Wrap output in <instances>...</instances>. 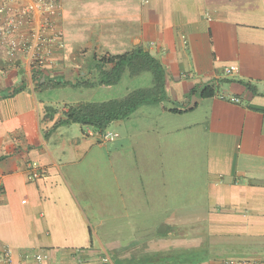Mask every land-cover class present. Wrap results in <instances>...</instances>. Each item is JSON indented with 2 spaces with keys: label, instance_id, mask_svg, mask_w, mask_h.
Segmentation results:
<instances>
[{
  "label": "crops",
  "instance_id": "0c3cea01",
  "mask_svg": "<svg viewBox=\"0 0 264 264\" xmlns=\"http://www.w3.org/2000/svg\"><path fill=\"white\" fill-rule=\"evenodd\" d=\"M58 1L65 46L45 80L0 56V264L263 258L264 0ZM136 50L162 66L160 101L111 123V142L54 127L70 105L114 99L88 96L152 88L150 72L97 83L101 59Z\"/></svg>",
  "mask_w": 264,
  "mask_h": 264
},
{
  "label": "built area",
  "instance_id": "2783aa9c",
  "mask_svg": "<svg viewBox=\"0 0 264 264\" xmlns=\"http://www.w3.org/2000/svg\"><path fill=\"white\" fill-rule=\"evenodd\" d=\"M62 4L58 0H0V56L16 61L26 56L32 66L36 79L45 80L49 66L55 64V55L65 46L64 31L58 20L62 15ZM237 72L235 66L226 69V73ZM221 100L240 103V99L224 92L217 93ZM84 135L101 142L115 141L116 132L84 128ZM33 178L39 173L34 172ZM13 251L2 247L1 258L12 262ZM50 257L45 252L35 255L36 264H45ZM222 264H264V257L257 260H225Z\"/></svg>",
  "mask_w": 264,
  "mask_h": 264
},
{
  "label": "trees",
  "instance_id": "16d2710c",
  "mask_svg": "<svg viewBox=\"0 0 264 264\" xmlns=\"http://www.w3.org/2000/svg\"><path fill=\"white\" fill-rule=\"evenodd\" d=\"M99 85L114 86L118 84L126 73L139 76L150 72L154 75L155 84L152 88L139 89L124 98L103 102H83L68 106L62 119L54 126L80 124L104 131L111 123L129 118L140 105L148 101H160L165 87L164 71L158 60L143 50H136L119 56H106L99 61ZM106 69V70H105ZM206 94L213 95V90ZM205 95V94H204ZM57 110L46 108V119H52ZM175 113L181 111L174 110Z\"/></svg>",
  "mask_w": 264,
  "mask_h": 264
},
{
  "label": "rangeland",
  "instance_id": "374dc122",
  "mask_svg": "<svg viewBox=\"0 0 264 264\" xmlns=\"http://www.w3.org/2000/svg\"><path fill=\"white\" fill-rule=\"evenodd\" d=\"M131 84H132V86H134V88H140V87H144V84H146V83L143 82L142 80H140V81H136L135 83L131 82ZM124 88H126V83L123 84L120 88H114L108 94L99 93V94H95L94 96H88V97H86V99L87 100H92V99H95V100H99L100 99V100H102V99H105V98H114V99L115 98H121V96L123 94V91L126 90ZM53 98H54V100H60V98H62V97L61 96H54ZM71 98H72V100H74L73 96ZM81 98H84V97H81Z\"/></svg>",
  "mask_w": 264,
  "mask_h": 264
}]
</instances>
